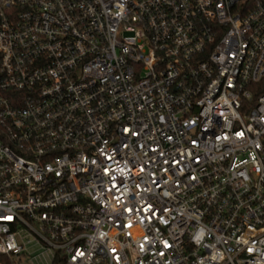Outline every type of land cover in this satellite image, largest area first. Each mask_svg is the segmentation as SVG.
<instances>
[{
    "label": "built area",
    "instance_id": "2783aa9c",
    "mask_svg": "<svg viewBox=\"0 0 264 264\" xmlns=\"http://www.w3.org/2000/svg\"><path fill=\"white\" fill-rule=\"evenodd\" d=\"M263 78L264 0H0V264H264Z\"/></svg>",
    "mask_w": 264,
    "mask_h": 264
},
{
    "label": "rangeland",
    "instance_id": "374dc122",
    "mask_svg": "<svg viewBox=\"0 0 264 264\" xmlns=\"http://www.w3.org/2000/svg\"><path fill=\"white\" fill-rule=\"evenodd\" d=\"M31 249H32V252H31L32 254H37L42 250L41 248H39L37 246L32 247ZM47 257H48V255H47ZM40 258H42V257L40 256V257H37L36 259H32L31 264H38V260H40ZM13 259L17 263L18 262L17 259H19V256H13ZM20 261L23 262L24 264H28L27 257L21 258V256H20Z\"/></svg>",
    "mask_w": 264,
    "mask_h": 264
},
{
    "label": "trees",
    "instance_id": "16d2710c",
    "mask_svg": "<svg viewBox=\"0 0 264 264\" xmlns=\"http://www.w3.org/2000/svg\"><path fill=\"white\" fill-rule=\"evenodd\" d=\"M258 84L260 85V91L264 89V78L258 82ZM6 256H3V258Z\"/></svg>",
    "mask_w": 264,
    "mask_h": 264
},
{
    "label": "snow or ice",
    "instance_id": "6c2138e0",
    "mask_svg": "<svg viewBox=\"0 0 264 264\" xmlns=\"http://www.w3.org/2000/svg\"><path fill=\"white\" fill-rule=\"evenodd\" d=\"M9 219H11V218H9Z\"/></svg>",
    "mask_w": 264,
    "mask_h": 264
}]
</instances>
